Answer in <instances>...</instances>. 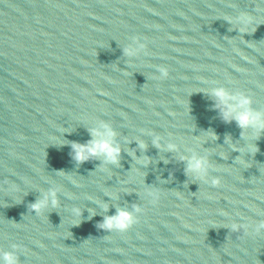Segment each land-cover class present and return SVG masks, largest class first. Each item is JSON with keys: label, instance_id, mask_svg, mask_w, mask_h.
<instances>
[{"label": "water", "instance_id": "water-1", "mask_svg": "<svg viewBox=\"0 0 264 264\" xmlns=\"http://www.w3.org/2000/svg\"><path fill=\"white\" fill-rule=\"evenodd\" d=\"M217 88L264 114V0H0V253L264 264V131L225 123ZM102 123L119 164H77L71 144ZM51 191L57 206L32 211ZM117 208L128 232L99 227Z\"/></svg>", "mask_w": 264, "mask_h": 264}, {"label": "clouds", "instance_id": "clouds-1", "mask_svg": "<svg viewBox=\"0 0 264 264\" xmlns=\"http://www.w3.org/2000/svg\"><path fill=\"white\" fill-rule=\"evenodd\" d=\"M241 22H246V17L240 18ZM143 45H141V48ZM129 54H134L132 50H129ZM161 77L168 75L167 69L160 67L159 69ZM212 95L216 100V108L220 111L221 117L225 123H231L235 121L237 126L242 130L253 128L258 131H264V114L255 112L251 107V100L244 95H231L223 88H217L213 91ZM216 139L214 133L209 131ZM89 135L92 137L84 144L72 143V159L77 164H83L92 159H102L105 163L118 165L120 162L121 148L119 144L115 142L116 133L107 123H102L99 129H89ZM259 139V136H256ZM156 144V142H153ZM159 146V145H157ZM144 147L143 144L140 145ZM174 148V145H169V149ZM252 150L258 152L259 149L252 146ZM207 168V161L204 158L193 156L187 162L186 174L196 173L203 175ZM220 183L219 179H214L212 184L217 186ZM153 199L157 197V193L150 194ZM56 191H51L45 195L43 199H38L31 205V210L39 213L49 203L52 207H56L58 200L56 198ZM137 223L136 218L131 212L117 208L116 213L111 216H106L103 223L99 227L105 231H115L119 233L128 232ZM237 225H232V230L237 229ZM264 229V223H261L257 231ZM0 264H19L18 257L14 252H2L0 253Z\"/></svg>", "mask_w": 264, "mask_h": 264}]
</instances>
